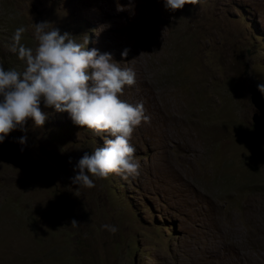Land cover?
I'll use <instances>...</instances> for the list:
<instances>
[{
	"label": "rangeland",
	"instance_id": "rangeland-1",
	"mask_svg": "<svg viewBox=\"0 0 264 264\" xmlns=\"http://www.w3.org/2000/svg\"><path fill=\"white\" fill-rule=\"evenodd\" d=\"M43 21L133 68L136 84L120 98L143 102L150 122L130 140L136 178L79 188L73 169L103 138L42 101L45 124L29 119L6 138L21 145L26 135L21 146L52 182L0 160V264H264V137L248 92L264 84V0L175 11L164 0H0L6 70L25 67L12 51L16 29L34 49L32 24Z\"/></svg>",
	"mask_w": 264,
	"mask_h": 264
},
{
	"label": "clouds",
	"instance_id": "clouds-1",
	"mask_svg": "<svg viewBox=\"0 0 264 264\" xmlns=\"http://www.w3.org/2000/svg\"><path fill=\"white\" fill-rule=\"evenodd\" d=\"M192 0H164L166 9H182ZM48 21L33 23V49L21 43L26 28L16 29L12 39V51L24 62V69H5L0 64V143L15 130L27 132L31 119L36 127H42L48 116L42 111L54 107L57 112H67L72 122L102 136L103 146L91 153L85 152L73 171L71 183L80 187H95L93 177L107 179L110 174L122 179L136 178L140 163L136 149L130 143L135 128L142 122H150L143 102L135 105L121 100L125 86L136 84V72L123 67L111 53L88 49L89 37L78 43L68 32L61 31ZM125 49L121 56L126 57ZM264 93V84L257 85ZM27 136L19 138L24 145ZM23 150V149H21ZM71 163V159L69 160ZM78 188V189H79ZM80 223L71 221V226ZM115 234L114 225H102Z\"/></svg>",
	"mask_w": 264,
	"mask_h": 264
},
{
	"label": "water",
	"instance_id": "water-1",
	"mask_svg": "<svg viewBox=\"0 0 264 264\" xmlns=\"http://www.w3.org/2000/svg\"><path fill=\"white\" fill-rule=\"evenodd\" d=\"M250 102L259 114H254L252 122L258 132L264 137V99L261 92L254 86L248 87ZM23 149V150H21ZM0 160L20 170L33 180L48 184L52 182V174L44 162L36 164L27 155V150L16 142L5 139L0 143Z\"/></svg>",
	"mask_w": 264,
	"mask_h": 264
},
{
	"label": "trees",
	"instance_id": "trees-1",
	"mask_svg": "<svg viewBox=\"0 0 264 264\" xmlns=\"http://www.w3.org/2000/svg\"><path fill=\"white\" fill-rule=\"evenodd\" d=\"M132 264H134V259H132Z\"/></svg>",
	"mask_w": 264,
	"mask_h": 264
},
{
	"label": "bare ground",
	"instance_id": "bare-ground-1",
	"mask_svg": "<svg viewBox=\"0 0 264 264\" xmlns=\"http://www.w3.org/2000/svg\"><path fill=\"white\" fill-rule=\"evenodd\" d=\"M173 110V109H172Z\"/></svg>",
	"mask_w": 264,
	"mask_h": 264
}]
</instances>
